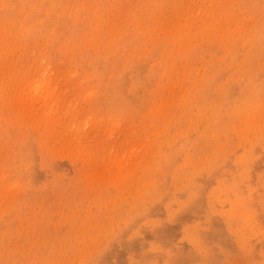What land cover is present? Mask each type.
<instances>
[{
	"label": "rangeland",
	"instance_id": "1",
	"mask_svg": "<svg viewBox=\"0 0 264 264\" xmlns=\"http://www.w3.org/2000/svg\"><path fill=\"white\" fill-rule=\"evenodd\" d=\"M0 264H264V0H0Z\"/></svg>",
	"mask_w": 264,
	"mask_h": 264
}]
</instances>
